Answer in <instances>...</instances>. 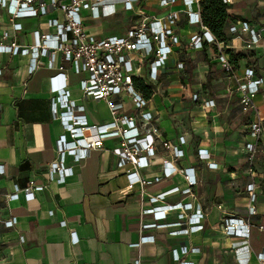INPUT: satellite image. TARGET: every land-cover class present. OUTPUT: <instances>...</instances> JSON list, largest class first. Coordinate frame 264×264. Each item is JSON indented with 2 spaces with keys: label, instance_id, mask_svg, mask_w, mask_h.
<instances>
[{
  "label": "crops",
  "instance_id": "crops-1",
  "mask_svg": "<svg viewBox=\"0 0 264 264\" xmlns=\"http://www.w3.org/2000/svg\"><path fill=\"white\" fill-rule=\"evenodd\" d=\"M49 1L36 0L47 5V13L17 20L21 23L19 31L12 29L7 11L0 7V42L25 47L32 44L34 31L55 33L48 20L62 21L63 13L52 8ZM229 1L227 27L233 18L251 26H264V0ZM106 3H110L113 13L107 15L104 8V15L95 17L86 9L80 11L86 31L97 37L124 35L145 15L161 18L170 11H180L173 29L179 42L169 49L157 78L149 77L150 59L139 63L142 80L151 87L146 105L138 109L128 96H122V114L140 121V114L147 112L151 123L159 128L149 164L135 170L151 183L142 186V193L139 184L128 188L127 173L134 169L129 163L117 166L113 150L120 145V138L113 136L105 137L102 147L90 150L84 159L68 158L72 174L64 182H50L34 191L29 201L22 192L17 200H6L15 186L24 188L29 181L45 184V167L56 157V140L66 133L51 109L55 94L50 90L49 78L57 73L59 65L64 66L68 99L75 107L83 106L81 112L75 108L76 113L95 125L110 122L111 115L105 101L82 94L78 85L82 75L72 72L60 52L53 53L51 67L48 62L52 53L40 55L32 73L28 72L30 55L0 53V219L17 218L13 227L0 226V264H135L137 260L139 264H179L172 250L182 247L198 249L181 257L192 264H258V255L264 254V133L250 165L246 149V143L252 141L249 117L241 111L235 83L221 67L214 45H189L190 37L200 32V27L189 23L181 0L167 6L160 0H138L142 13L125 10L113 1ZM4 29L9 38L1 40ZM227 35L228 46L245 55L235 65L237 75L250 67L262 79L255 103L264 118V53L259 48L247 51L240 38ZM132 55L138 57L137 53ZM207 100H213V105L207 106ZM163 141L177 145L183 155L173 156L162 146ZM199 149H205L209 157L202 159ZM163 160L173 167L168 177L163 176ZM186 168L194 169L197 181L190 187L182 173ZM250 184L252 201L247 190ZM173 188L177 190L169 191ZM165 192L161 200L147 208L190 203L191 209L142 213L143 201ZM250 207L253 214L248 212ZM198 211L203 213L202 228L179 233L188 227L179 215L188 217ZM227 217L249 220L248 238L226 235L222 225ZM179 221L181 225L175 224ZM153 222L167 225L143 227ZM142 236L153 239L135 246Z\"/></svg>",
  "mask_w": 264,
  "mask_h": 264
},
{
  "label": "built area",
  "instance_id": "built-area-1",
  "mask_svg": "<svg viewBox=\"0 0 264 264\" xmlns=\"http://www.w3.org/2000/svg\"><path fill=\"white\" fill-rule=\"evenodd\" d=\"M109 1L123 5L125 10L141 12L137 6L138 0H69L68 3L60 0H50L49 5L63 13V20L49 19L48 25L55 28L53 34H42L34 31V40L31 45L20 47L15 42L3 44L0 42V53L8 52L13 55L23 54L30 55V64L28 72H34L38 67V58L40 55H47L49 52L50 59L48 66L51 67L54 56L53 53L58 51L62 54L63 60L69 63L72 72L76 75H82L78 81L79 88L84 96L93 100H103L106 102L111 121L103 125L89 124L85 115L76 113L83 111V106L75 107L73 102L68 99L69 92L66 86V76L64 66L61 64L57 67V73L49 78L50 90L55 95L51 98V109L53 115L60 121L65 134L56 140V157L46 165L47 181L45 184H35L29 181L27 186L19 188L15 186L13 193L7 195L6 200H17L19 193L22 192L24 199L29 201L34 198V191H40L50 182L62 183L72 174L71 167L67 162L68 158L74 161L84 159L88 152L93 149L102 147V141L105 137L118 136L120 145L113 151L117 155V166L123 167L127 163L131 164L134 171L128 172V188L135 184L141 186L140 193L143 192L142 186L151 183V181L141 179L135 170L149 164V159L154 155V139L159 136V128L151 123L149 113H141L140 121L134 116L125 115L120 112L123 106L122 96L130 98L133 105L141 109L147 100L143 93L134 86V79H142L139 73V63L145 59L149 62V77L156 79L158 69H160L168 59V51L179 42L177 35L174 33V27L179 21L180 11H170L165 16L157 18L155 16L145 15L142 19L124 35H109L106 37H97L88 33L85 29L81 17V9H86L95 17L104 15V8H107V15L111 11ZM190 24H197L200 32L190 37L189 45L193 48H201L204 44H212L216 47L218 61L223 70L229 74V77L235 83V90L238 92V102L241 111L249 117L248 132L252 138L251 142L246 143L248 152V161L251 165L259 142L264 133V118L260 115L255 103V97L259 93L261 78H257L252 68L244 69L243 74L237 75L235 66L229 61L225 48H233L219 42L216 37L202 24L201 20V0H181ZM175 0H160L163 6L174 3ZM228 4L229 0H223ZM0 7L4 8L9 15V23L14 31L21 30V23L17 20L27 17H36L47 13L45 3H37L36 0H0ZM109 7V9H108ZM100 8V9H99ZM182 11V10H181ZM228 12V10H227ZM192 17V20H191ZM227 27V32L240 38L245 50L251 51L259 48L264 53V44H261L264 38V26H251L247 21L236 20ZM9 38V32L2 31L1 40ZM236 52V51H235ZM133 53H137L135 59ZM177 67L181 68L182 64L178 63ZM1 72V71H0ZM61 82L60 86L55 85ZM196 99V95H193ZM207 106L213 105V100L205 101ZM179 143H184L183 136L179 137ZM165 149H169L173 156L180 157L183 151L177 145H171L167 141L162 142ZM145 152V155L142 153ZM205 149H199L202 153L201 158L207 159L208 153ZM163 176L168 177L173 171L169 167L167 160H163ZM212 165V164H211ZM215 166V164H213ZM3 173L0 165V174ZM189 187L196 184L193 168L182 170ZM177 190L173 188L169 191ZM250 194L249 198L254 199L253 184L247 186ZM187 192L190 188L186 189ZM149 197L142 202V213H157L167 209H191L190 203H176L172 205L151 206L147 205L161 200L165 194ZM249 214L254 213L253 207L249 208ZM203 216L201 211L193 213L191 216L184 217L179 215V220L185 218L187 228L179 230V233L188 231H197L202 228L200 220ZM17 223V218L0 219V226L5 228L13 227ZM175 224L181 225L179 221ZM167 224H157L156 222L144 225L143 227H159ZM223 232L226 235L248 238L251 229L249 220L243 221L236 217H227L223 219ZM262 229L261 226H259ZM173 234L176 232H172ZM150 236H142L135 246L152 240ZM198 251L197 248L189 249L182 247L180 250L173 249L172 256L179 264H192L181 259L189 251ZM258 264H264V254L258 255ZM139 264V261H135Z\"/></svg>",
  "mask_w": 264,
  "mask_h": 264
},
{
  "label": "trees",
  "instance_id": "trees-1",
  "mask_svg": "<svg viewBox=\"0 0 264 264\" xmlns=\"http://www.w3.org/2000/svg\"><path fill=\"white\" fill-rule=\"evenodd\" d=\"M201 20L202 24L216 37L219 42L226 44L229 41L227 35V22L230 16L227 12L228 4L223 0H201ZM215 51L216 47L214 46ZM229 61L235 66L237 62L245 55L241 52H235L230 48L224 49ZM134 86L143 93L145 97L151 93V87L146 85L142 79L135 78Z\"/></svg>",
  "mask_w": 264,
  "mask_h": 264
},
{
  "label": "rangeland",
  "instance_id": "rangeland-1",
  "mask_svg": "<svg viewBox=\"0 0 264 264\" xmlns=\"http://www.w3.org/2000/svg\"><path fill=\"white\" fill-rule=\"evenodd\" d=\"M262 167H263V171H264V157L262 158Z\"/></svg>",
  "mask_w": 264,
  "mask_h": 264
}]
</instances>
